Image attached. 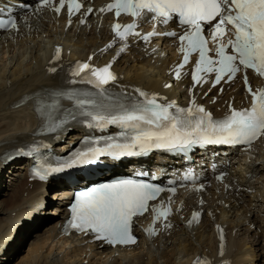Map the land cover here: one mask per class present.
<instances>
[{"label":"bare ground","instance_id":"bare-ground-1","mask_svg":"<svg viewBox=\"0 0 264 264\" xmlns=\"http://www.w3.org/2000/svg\"><path fill=\"white\" fill-rule=\"evenodd\" d=\"M104 2L96 0L95 15L83 24L74 18L70 27L63 14L48 10L20 14L19 30L0 36V264H264V140L249 150L215 157L228 172L224 183H212L199 194L169 199L176 212L159 235L118 250L93 242L89 236L60 235L67 217L61 206L69 195L62 190L70 186L29 182L24 162L4 164L12 151L34 139L37 120L33 104L59 87L67 68L77 60H89L98 67L112 64L118 78L111 84L114 90L130 94L143 88L164 104H187L188 77L173 81L169 73L177 63L173 41L156 38L143 44L136 38L112 40L111 17L98 10ZM169 29L178 27L171 23L163 30ZM249 81L258 84L250 75ZM194 94L216 115L227 112L228 102L239 107L244 98L239 81L224 86L220 95L217 89L208 90V85L195 88ZM214 96L216 103H212ZM79 132L74 129L51 138L53 149L61 153L69 148L80 138ZM150 160H156L151 164L158 166L173 164L164 156L153 155L145 163ZM133 163L103 159L105 168L99 171L118 175ZM201 163L206 164L199 159L194 162L197 166ZM75 181L82 183L84 177L76 175ZM53 189L55 197L47 198ZM49 205L57 213L51 221L45 209ZM196 214L201 216L199 221L193 219ZM144 220L138 219L137 224ZM25 243L26 252L17 256Z\"/></svg>","mask_w":264,"mask_h":264},{"label":"snow or ice","instance_id":"snow-or-ice-1","mask_svg":"<svg viewBox=\"0 0 264 264\" xmlns=\"http://www.w3.org/2000/svg\"><path fill=\"white\" fill-rule=\"evenodd\" d=\"M51 3L52 0H40L41 7ZM63 8L65 2L59 0V6L55 11L59 13ZM80 8L81 4L76 0H69L67 5L69 15ZM113 9L116 10L117 17L121 12L132 17H138L142 12H146L152 14L151 19L159 20L161 23L167 24L178 19L180 24L187 26L189 31L179 37L181 43L186 42L187 45L186 48L182 47L181 51L184 53V64L188 63L192 52H199V60L192 76L197 84L201 83V73H215V84H219L225 76L234 78L241 68L254 70L260 78H264V0H115L107 9L102 8L100 11ZM91 11L89 8L88 12ZM213 21L216 23L213 24ZM205 25L211 26V39L216 43L215 54L218 59L214 60L208 56V40L204 37ZM7 26L14 29L16 23L9 21L5 25L0 21V27ZM135 28L136 24H129L122 32L121 25L117 23L113 31L120 39H126L128 35H139L133 32ZM229 33L233 38L228 39L225 44L223 38ZM151 35L154 33H150L144 39H149ZM229 47L232 54L227 53ZM183 66L182 64L180 67ZM179 75L177 70V78ZM71 76L79 77L80 81L91 84L101 95L118 79L110 71V66L95 69L90 68L87 63L76 65L71 71ZM244 83L251 95L250 108L232 109L230 115L220 121H214L212 115L203 107L189 108L186 115L182 110H177L178 115H173L169 109L174 105L162 106L157 103L156 97H149L143 91H139V96L143 97V100L129 98L127 103H118L117 113L114 115L108 116L99 111H81L79 114L90 117L97 124H117L133 129L135 134L130 137L131 142L123 145L126 150L139 148L141 151H148L153 148L186 147L192 143L251 145L264 137V88L254 90L247 75L244 76ZM69 98L75 99L76 107L79 109L96 108L93 100L81 99L76 94ZM102 154L99 149L92 150L90 153L81 154L66 167L84 163L89 155ZM35 175L41 180L44 179L39 172ZM169 190L175 192V188ZM162 191L160 187L134 183L131 180L93 188L90 192L83 193L76 206L72 208L71 227L81 231L91 230L109 243L135 244L136 239L132 235L133 218L148 211L149 202L155 200ZM152 211L156 213V219L166 218L170 214V209ZM197 218L198 214L194 215L193 219ZM149 233L154 234L152 229Z\"/></svg>","mask_w":264,"mask_h":264},{"label":"rangeland","instance_id":"rangeland-1","mask_svg":"<svg viewBox=\"0 0 264 264\" xmlns=\"http://www.w3.org/2000/svg\"><path fill=\"white\" fill-rule=\"evenodd\" d=\"M6 179V178H5ZM51 196V195H50ZM50 198V197H49ZM52 206L53 205H49V206H47L45 209H46V211H47V216H48V218H50V221L51 220H54L53 219V217H54V212H52L53 210H52ZM50 212H52V213H50ZM24 218H26V216L24 215L23 216V219L22 220H20V223H22L23 222V220H24ZM49 221V222H50ZM30 238H28L27 239V244H28V240H29ZM27 244L25 243L21 248H20V251H19V253H18V255L17 256H19V255H21V254H24L25 252H26V249H27ZM23 251V252H22ZM13 261V260H12Z\"/></svg>","mask_w":264,"mask_h":264}]
</instances>
